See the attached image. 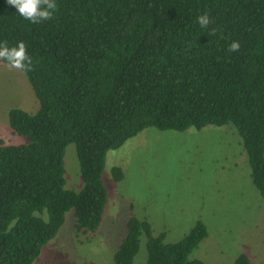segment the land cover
Wrapping results in <instances>:
<instances>
[{
    "label": "trees",
    "instance_id": "trees-1",
    "mask_svg": "<svg viewBox=\"0 0 264 264\" xmlns=\"http://www.w3.org/2000/svg\"><path fill=\"white\" fill-rule=\"evenodd\" d=\"M56 2L54 19L33 24L0 0V42L25 43L33 70L24 73L38 102L33 113L7 112L25 140L0 141V264H32L70 209L76 233H93L107 200L106 152L147 127L231 123L264 198V0ZM205 13L211 23L201 28L197 17ZM233 41L241 48L229 53ZM69 143L79 191L64 187ZM112 172L123 178L120 168ZM142 234L147 264H204L188 258L207 234L202 221L166 243L164 232L153 235L146 218L133 214L115 264H135ZM233 264L256 263L240 253Z\"/></svg>",
    "mask_w": 264,
    "mask_h": 264
},
{
    "label": "rangeland",
    "instance_id": "rangeland-1",
    "mask_svg": "<svg viewBox=\"0 0 264 264\" xmlns=\"http://www.w3.org/2000/svg\"><path fill=\"white\" fill-rule=\"evenodd\" d=\"M37 107L25 73L0 60V141L25 140L9 126L10 108L33 113ZM63 164L64 187L79 191L84 183L74 143L66 146ZM114 167L122 170L121 180L114 179ZM250 171L241 137L231 123L183 131L147 127L106 152L102 181L107 200L97 229L77 234L70 209L32 264H115L114 253L131 214L146 218L153 235L164 232L166 243L182 239L202 221L207 234L189 259L233 264L244 253L264 264V198ZM145 244L142 234L135 264H147Z\"/></svg>",
    "mask_w": 264,
    "mask_h": 264
},
{
    "label": "clouds",
    "instance_id": "clouds-1",
    "mask_svg": "<svg viewBox=\"0 0 264 264\" xmlns=\"http://www.w3.org/2000/svg\"><path fill=\"white\" fill-rule=\"evenodd\" d=\"M6 2L14 6L24 19L33 24H40L54 19L58 10L56 0H6ZM197 22L201 28H208L211 23L209 14L205 13L198 16ZM240 48V42L233 41L227 51L229 53L238 52ZM0 60L6 61L10 69L22 72L33 70L32 57L28 54L26 45L22 41L14 47H9L6 40L0 42Z\"/></svg>",
    "mask_w": 264,
    "mask_h": 264
},
{
    "label": "crops",
    "instance_id": "crops-1",
    "mask_svg": "<svg viewBox=\"0 0 264 264\" xmlns=\"http://www.w3.org/2000/svg\"><path fill=\"white\" fill-rule=\"evenodd\" d=\"M73 222H74V218H73ZM76 237H77V235H76Z\"/></svg>",
    "mask_w": 264,
    "mask_h": 264
}]
</instances>
